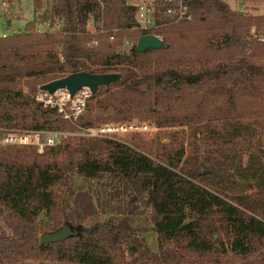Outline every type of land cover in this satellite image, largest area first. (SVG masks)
<instances>
[{
	"label": "trees",
	"instance_id": "obj_1",
	"mask_svg": "<svg viewBox=\"0 0 264 264\" xmlns=\"http://www.w3.org/2000/svg\"><path fill=\"white\" fill-rule=\"evenodd\" d=\"M183 3L190 20L164 19L160 12L168 5L159 3L161 26L148 32L123 0H54L47 22L60 28L39 33L45 1L32 0L34 21L0 40V129L73 132L54 111L34 105L31 93L74 73L114 71L118 81L98 87L78 126L138 121L182 130L218 124L216 146L250 151L254 145L264 152V42L250 36L252 27L264 29V15L233 11L222 0ZM148 34L165 47L138 54L136 43ZM124 40L131 44L127 51ZM25 78L35 87L27 93L16 88ZM167 138V144L69 138L42 154L0 148V206L20 224L0 236V264L34 258L127 264V256L129 264H264V202L257 206L227 191L213 178L216 168L189 170L184 140L175 133ZM260 175L263 182V167ZM76 178L89 182V191L75 189ZM93 199L113 216L86 227L99 212ZM143 214L157 237L155 251L142 228L132 226L133 216ZM40 218L49 222L47 233L67 225L76 234L39 245L33 225Z\"/></svg>",
	"mask_w": 264,
	"mask_h": 264
},
{
	"label": "rangeland",
	"instance_id": "obj_2",
	"mask_svg": "<svg viewBox=\"0 0 264 264\" xmlns=\"http://www.w3.org/2000/svg\"><path fill=\"white\" fill-rule=\"evenodd\" d=\"M10 5L9 18L11 19V27L7 28L6 31L10 36L18 33H23L25 26L28 23L34 21V12L32 0H7ZM45 7L42 14L39 17V21L35 26V30L39 33H43L48 30L47 24L49 21L48 12L54 0H44ZM233 11L247 12L253 15H264V0H222ZM264 30V29H262ZM9 36V37H10ZM131 46V45H130ZM129 50V48L127 49ZM124 50L123 51H127ZM112 74L118 75L114 71ZM33 79H22L17 84V89L23 91L24 93L30 92L32 88H35L32 84ZM40 80V79H37ZM37 89H40L37 85ZM38 91V90H37ZM36 91V92H37ZM36 92L31 93L34 95ZM114 124H124L127 122H109ZM106 123V124H109ZM136 125L146 128L143 131L126 132L123 134L115 135L113 137L114 141L131 144V139H142L144 142H148L153 139H158L162 144H167L169 142L167 136L170 133H175L178 136V140H184L185 146V157L183 159L184 166L191 171H196L197 173L211 172L213 168L218 173L213 176V178L219 180L220 184L225 186L227 191L234 190L238 195L243 198H247L257 206H261L264 202V181L261 180L260 171L262 167L264 169V152L256 146H251L249 148H243L239 150H233L231 147H219L215 145L216 139H218L221 130L218 124L203 125L197 127H189L184 129H163L157 128L154 125H149L147 123H141L138 121H132ZM70 133V132H69ZM71 138H82L77 130L71 132ZM136 135V136H135ZM101 140V139H100ZM0 148H5L0 146ZM28 148L31 147H19ZM34 150V149H33ZM35 152H37L35 150ZM39 154V153H37ZM237 156V157H236ZM249 166V167H248ZM251 168V169H247ZM89 182L76 178V187L82 188L85 191L88 189ZM98 189V187H96ZM58 194L64 196V187H58ZM98 191L103 193V188L100 186ZM92 202H96L99 206V212L97 216L88 218L84 222V226L90 227L95 222H101L107 218L113 216L111 212H106L100 208L103 205V201L93 199ZM101 203V205H100ZM49 222L40 218L34 225L36 237L43 235L48 229H45V225ZM20 224L17 223L13 218L10 217L8 212L4 207L0 206V236H9L15 232ZM132 226L137 228H142L144 231L141 233L146 245L153 251L157 249V237L152 230V225L149 221L148 214L133 216ZM31 227V226H30ZM62 227V226H61ZM60 227V228H61ZM59 228V229H60ZM47 233V232H46ZM51 233V232H50ZM130 258L126 257V263L129 264ZM26 264H57L48 259H31L26 262ZM238 264V263H237Z\"/></svg>",
	"mask_w": 264,
	"mask_h": 264
},
{
	"label": "built area",
	"instance_id": "obj_3",
	"mask_svg": "<svg viewBox=\"0 0 264 264\" xmlns=\"http://www.w3.org/2000/svg\"><path fill=\"white\" fill-rule=\"evenodd\" d=\"M127 7L135 10V18L139 28L143 31H152L161 26L159 18H157V7L159 3H165L167 8L160 12L164 19L173 23L190 20L187 6L183 3L184 0H123ZM10 5L7 0H0V40H4L10 36L6 31L8 28L7 22H11L9 18ZM91 26V25H90ZM46 31H58L60 28L59 22H56L53 27L47 26ZM153 35V34H148ZM154 36V35H153ZM252 39L258 42H264V30H257L252 27L250 30ZM159 40V36H155ZM114 37L109 40L113 41ZM96 45V42H93ZM131 44L123 41L122 49L127 50ZM92 96L91 91L83 87L79 89L73 96L65 89L56 90L53 93L38 91L32 95L34 105H40L45 109L54 111L62 120L68 122L79 132L82 138L86 139H101L113 140L115 135L126 132L143 131L146 128L140 127L132 122L124 124H101L94 127H80L76 124L77 120L84 114L88 100ZM72 134L60 131H37V130H21V129H0V146L2 147H31L42 154L46 149L56 148L64 145L71 138ZM136 136V135H135Z\"/></svg>",
	"mask_w": 264,
	"mask_h": 264
},
{
	"label": "water",
	"instance_id": "obj_4",
	"mask_svg": "<svg viewBox=\"0 0 264 264\" xmlns=\"http://www.w3.org/2000/svg\"><path fill=\"white\" fill-rule=\"evenodd\" d=\"M40 15H38V18ZM8 26L9 22L6 23ZM165 46L161 40L153 35L141 36L136 43V52L142 54L147 50H161ZM119 76L115 74L91 75L83 72L68 75L65 78L52 81L40 87L41 91L53 93L56 90H67L73 96L79 89L86 87L91 91L92 96L96 94L98 87L108 86L118 81ZM72 232L67 225H63L60 229L51 233H44L39 237V245L52 244L62 242L71 235Z\"/></svg>",
	"mask_w": 264,
	"mask_h": 264
},
{
	"label": "crops",
	"instance_id": "obj_5",
	"mask_svg": "<svg viewBox=\"0 0 264 264\" xmlns=\"http://www.w3.org/2000/svg\"><path fill=\"white\" fill-rule=\"evenodd\" d=\"M224 3H225V2H224ZM227 5H228V4H227ZM228 6H229V5H228ZM230 9H231V8H230ZM231 10H232V9H231ZM9 23H10V25H9V26L7 25L8 28L11 27V22H9ZM48 25H49V23L47 24V26H48Z\"/></svg>",
	"mask_w": 264,
	"mask_h": 264
}]
</instances>
